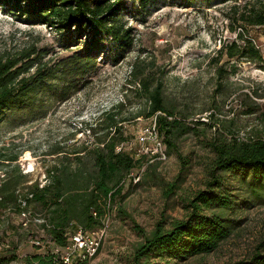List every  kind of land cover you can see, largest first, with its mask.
<instances>
[{
    "label": "rangeland",
    "instance_id": "obj_1",
    "mask_svg": "<svg viewBox=\"0 0 264 264\" xmlns=\"http://www.w3.org/2000/svg\"><path fill=\"white\" fill-rule=\"evenodd\" d=\"M249 2L259 4L264 0H238L237 4ZM232 4L229 0L192 4L154 0L142 10H129L122 14L120 22L132 30L131 47L116 64L106 53L97 55L95 66L81 73H76L72 65H64L83 48L84 42L71 43L66 49L46 26L29 27L0 12V57L34 46L39 53L30 59H37L53 73L36 95L33 109L8 113L0 121V180L7 171L18 168L27 184L37 181L42 187L46 169L62 159L61 153L52 155V151L88 145L93 139L85 124L119 104L121 107L114 112L117 119H126L121 127L127 143L139 149L137 136L151 122L145 115L146 105L138 85L131 84L135 80L132 67L139 62L141 73L163 83L164 100L174 118L191 128L187 132L181 128L172 131L169 137L173 147L164 144L165 161L153 159L149 153L141 154L145 159L137 168L142 171L140 181H125L124 199L108 210L103 242L87 264H131L132 251L142 241L137 229L147 234L158 223L169 229L175 220L188 215L189 199L207 188L215 156L209 144L220 138L250 139L262 128L264 70L258 63L237 57L229 60L217 52L222 45L230 46L241 30L230 10ZM248 32L246 36L253 38L264 60V27H249ZM218 67L228 86L225 93L218 92ZM249 107L259 109L245 115ZM146 147L152 146H143ZM10 157L17 160L6 161ZM222 176H226L225 184L236 196L233 209L224 212L235 221V229L216 251L175 264H239L249 261L258 251L264 253V201L250 193L240 176L236 180L225 173ZM173 181L179 187L166 197L165 184ZM40 224L28 216L27 227H23L18 216L4 211L0 264H22L12 251L18 258L35 252L32 238L44 236L37 227ZM6 243L13 249L6 251Z\"/></svg>",
    "mask_w": 264,
    "mask_h": 264
},
{
    "label": "trees",
    "instance_id": "obj_2",
    "mask_svg": "<svg viewBox=\"0 0 264 264\" xmlns=\"http://www.w3.org/2000/svg\"><path fill=\"white\" fill-rule=\"evenodd\" d=\"M153 1L0 0V12L29 27L46 26L58 35L59 42L66 49L71 43L84 42L83 48L64 65H72L76 73H81L95 66L97 55L106 53L113 57L115 64L118 63L132 44V30L120 22V17L132 9L142 10ZM180 1L192 4L214 0ZM221 1L225 3L228 0ZM229 1H233L230 10L234 12V21L241 30L236 32V39L230 46L222 45L217 52L229 60L237 57L258 63L259 69L264 70L261 53L254 45L253 38L246 36L249 35V27H264V2L239 5L238 0ZM33 47H27L16 55L0 57V121L8 113L33 109L40 88L53 78L47 66L37 59H30L32 54L38 56L39 53ZM35 66L39 67L34 73L25 75ZM141 70L140 62L132 67L131 73L135 80L131 84L138 85L139 95L146 105V117L156 115L159 135L164 144L172 148L169 137L172 131L181 128L187 132L191 128L174 118L171 107L164 100L163 83L148 79ZM222 72V68L218 67L217 87L218 92L225 93L228 86L222 81ZM119 107L105 111L85 124V130L93 139L88 145L52 151V155L61 153L62 159L46 169L42 187L37 181L27 184L26 176L20 174L18 168L7 171L0 180V224L1 216L7 209L18 217L23 211L29 212V218L41 222L37 227L44 234L42 237L34 236L32 241H48L58 247L67 244L69 236L77 227L87 231L102 228L111 205L124 199V183L128 176L140 168L145 159V156L135 159L133 154L125 151L116 152L117 146L128 142L121 127L126 119H117V113L114 112ZM257 109L249 107L244 114L252 115ZM209 146L215 156L210 165L207 188L196 192L189 199L188 215L185 219L175 220L169 229L163 228L161 223L147 234L138 228L142 241L132 251L131 264H175L216 251L235 229V221L224 212L233 209L236 196L225 184L226 176H222V173L234 180L240 176L241 181L248 184L250 193L264 201V124L258 134L250 139L220 138ZM16 160L10 157L6 161ZM165 186L166 197L179 187L176 181ZM19 198L26 201L25 208L18 204ZM244 200L249 203V200ZM6 245V251L13 249L8 243ZM34 248L36 251L24 258H18L15 251L11 253L22 264H52L49 245L44 249ZM239 264H264V253L258 251L249 261Z\"/></svg>",
    "mask_w": 264,
    "mask_h": 264
},
{
    "label": "built area",
    "instance_id": "obj_3",
    "mask_svg": "<svg viewBox=\"0 0 264 264\" xmlns=\"http://www.w3.org/2000/svg\"><path fill=\"white\" fill-rule=\"evenodd\" d=\"M156 115L150 117V124L146 127H143L137 136V144L139 149H133L132 146H129V143H123L116 147V152H128L132 151L134 158L139 159L141 154L149 153L154 155L153 159L159 161H165L167 158V153H165V147L162 137H160L157 121H155ZM151 145V148H143L144 145ZM142 145V148H141ZM129 153V152H128ZM141 170L132 172L128 176V181L132 184H137L140 181ZM41 187V186H40ZM18 204L25 208L26 201L19 198ZM7 212H10V209H7ZM29 212H21L19 214V219L23 227H27ZM106 219V218H105ZM105 222L102 228L93 231H87L80 227H77L75 232L69 236V240L64 246H56L51 242H44L35 239L33 245L41 249L47 245L50 246L49 253L52 255V264H74L77 262L90 261L96 256L101 244L103 242V234L105 231Z\"/></svg>",
    "mask_w": 264,
    "mask_h": 264
},
{
    "label": "crops",
    "instance_id": "obj_4",
    "mask_svg": "<svg viewBox=\"0 0 264 264\" xmlns=\"http://www.w3.org/2000/svg\"><path fill=\"white\" fill-rule=\"evenodd\" d=\"M31 253V252H30ZM33 253V252H32Z\"/></svg>",
    "mask_w": 264,
    "mask_h": 264
},
{
    "label": "bare ground",
    "instance_id": "obj_5",
    "mask_svg": "<svg viewBox=\"0 0 264 264\" xmlns=\"http://www.w3.org/2000/svg\"><path fill=\"white\" fill-rule=\"evenodd\" d=\"M31 168V167H30Z\"/></svg>",
    "mask_w": 264,
    "mask_h": 264
}]
</instances>
